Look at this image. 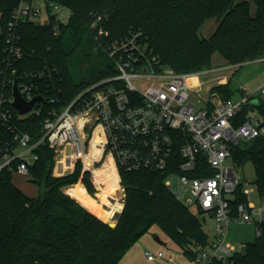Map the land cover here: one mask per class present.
Listing matches in <instances>:
<instances>
[{"label":"trees","instance_id":"trees-1","mask_svg":"<svg viewBox=\"0 0 264 264\" xmlns=\"http://www.w3.org/2000/svg\"><path fill=\"white\" fill-rule=\"evenodd\" d=\"M49 1L70 10L68 21L63 23L57 15H50L46 24L35 20L22 24L18 45L23 57L15 64L18 74L45 72L47 75L38 80V96L45 102L43 113L21 117L14 112L12 121L35 141L41 136L49 109H59L90 85L115 73L106 49L112 41L131 33L141 31L161 61L179 72L210 69L215 54L230 65L264 55V0ZM19 2L0 0L3 30ZM208 19H215L217 26L210 37H204L201 29ZM6 47L5 35H0V69L5 68L1 58ZM12 91V86H8L3 94L9 98ZM215 91L224 98L233 95L229 83L215 87ZM258 106L264 110L263 102ZM1 140L12 142L13 134L0 127ZM99 141L98 135L94 140L95 158ZM36 152L39 159L32 167L31 178L41 186L38 196H29L18 188L10 171L0 172V264H124L125 250L154 225L191 259L196 249L208 244L209 234L199 216L201 212L195 213L177 200L159 174L122 170L125 204L118 203L121 212L110 223L63 190L84 175L85 184L93 191L90 174L82 173L81 162L76 164L73 173L57 176L53 173L54 150L42 144ZM233 157L239 167L248 162L253 164L254 183L264 199V138L234 147ZM58 158L66 170L72 168L65 166L64 155ZM97 169L103 175H113L116 181L110 182L107 178L101 184L103 187L120 186L118 174L111 171L109 161ZM98 179L94 177L96 184ZM242 189L243 185L236 192L234 207L247 200ZM230 262L264 264V227L262 235L247 242L244 250L236 252Z\"/></svg>","mask_w":264,"mask_h":264},{"label":"built area","instance_id":"built-area-1","mask_svg":"<svg viewBox=\"0 0 264 264\" xmlns=\"http://www.w3.org/2000/svg\"><path fill=\"white\" fill-rule=\"evenodd\" d=\"M64 8L49 0H20L6 28L0 25V35H5L7 43L1 58L5 68L0 69V127L13 134L12 142L0 141V172L31 177L39 159L36 149L42 144L54 150L55 161L64 155V164L72 171L81 162L93 173L111 158L119 183L122 170L155 172L177 200L214 221L213 236L209 235L206 246L195 250L194 264H231L238 252L229 241L231 225L252 223L256 237L264 227V201L253 202L255 190L243 181L233 157L234 147L264 138V110L258 106L264 103V84L260 96L242 90L237 101L212 88L208 96L195 94L190 79L212 69L179 72L161 61L141 31L134 32L112 41L106 49L115 73L90 85L70 103L49 109L35 141L12 123L14 112L21 117L39 116L45 102L38 100L29 113L20 114L13 104L14 86L31 101L38 96V80L47 75L17 73L15 64L23 57L19 30L43 12L57 15ZM8 86L13 91L6 98L3 91ZM98 135L99 153L92 159ZM89 158L91 166L87 165ZM241 185L247 200L234 207L232 201ZM123 196L125 201V191ZM145 255L155 264H176L164 251H146Z\"/></svg>","mask_w":264,"mask_h":264},{"label":"rangeland","instance_id":"rangeland-1","mask_svg":"<svg viewBox=\"0 0 264 264\" xmlns=\"http://www.w3.org/2000/svg\"><path fill=\"white\" fill-rule=\"evenodd\" d=\"M252 11L255 12V5L253 3H252ZM70 14H71L70 10L68 8H64L62 9V11L58 12L57 18L61 22L66 23L70 17ZM49 20H50V15L47 12H43L40 16H38L35 19V22L39 24H46L49 22ZM216 24L217 23H215V19H208L201 29L202 35L204 37H210L217 26ZM260 57L262 58L264 57V55H261ZM260 57L255 60H250L241 64L230 65L222 56H220L219 54H215L213 56V66L212 68H210L212 70L206 73H201L191 78L189 82L193 85V90L195 94L201 93L204 96L209 95V91H208L209 88L215 90V87L227 83H229L230 88L233 90L232 98L236 101L242 98L243 96L242 90H244V92L248 94L251 92H256L257 95L260 96L259 88L264 84V59H261ZM213 68L215 69L213 70ZM71 152H72L71 148L67 146L66 153L70 154ZM57 159L59 160V158ZM81 166H82L81 168L83 174L84 173L86 174L87 172L90 174L88 175V177L92 183L93 191H90L88 185L85 184L83 179L84 175H82L76 183L64 186L63 187L64 191L65 188L68 187L70 188L71 186L79 183L84 185L88 194L94 198H97L96 194L100 190L103 192L111 191L116 193L115 189L113 188L114 185L112 187H110L112 184L109 187H105V186L103 187V185H101L107 178H109L110 182H113L112 180L115 181L113 175L110 176L103 175L100 173V171L97 168L94 169L95 175H93L94 172L92 173L89 170H87L83 164ZM73 171L72 169L66 170L64 165H62L60 161H56V165L54 167L53 173L54 175L56 174L58 176L59 175L64 176L73 173ZM239 174L243 179V181L247 183V186L255 190L252 194L253 202L255 204H260V202H263L264 199L259 196L257 187L254 183L256 179V172L253 164L251 162H248L244 166L239 167ZM98 175L102 177L101 179L102 181L98 179L99 178ZM94 177L95 179H98L97 184L94 181ZM31 179L32 178L30 176H26L18 173H13L12 175V181L18 188H20L25 194L35 197L39 195L41 191V186L38 183H34L33 181H31ZM117 180L119 181L118 176H117ZM120 185L122 186L121 183ZM123 189L125 191V188L122 186V195L119 194L117 196L120 197L123 200V203L125 204V201L123 199L124 198ZM102 209L104 211H107L109 210V206L106 204L102 205ZM192 210L193 212H196L194 208ZM120 212L121 211L115 212L116 214L114 213L112 215V219H115ZM199 216L201 219L207 218V223L204 224V227L208 232V234L210 236H213V228H214L213 219L210 216L204 214H200ZM157 237H159L161 241L164 242L165 244L160 243L157 240ZM255 238H256V228L255 225L252 223L235 222L230 227L229 241L233 245H235L237 251L240 252L243 251L245 248V244L247 242L254 241ZM146 251H152L154 254H157L159 251H164L166 256L173 257L176 264H194L191 258H189L183 252L181 247L175 244L173 241H171V239L157 225H154L149 232L145 233L135 243H133L130 247H128L125 250L122 257V262L124 264H155L147 260L145 255Z\"/></svg>","mask_w":264,"mask_h":264},{"label":"crops","instance_id":"crops-1","mask_svg":"<svg viewBox=\"0 0 264 264\" xmlns=\"http://www.w3.org/2000/svg\"><path fill=\"white\" fill-rule=\"evenodd\" d=\"M215 23H217L216 20H215ZM94 169H93V172H94ZM113 173L115 174V172ZM65 191L70 196H72L73 198L78 200L80 203H82L85 207L90 209L92 212H94L95 214L103 218L104 220L109 221L110 223H113L115 221V219H112V215L115 213V211L116 212L121 211V208L118 209L117 205L118 203L123 202V200H120V197L117 196L119 194H116L114 192L108 191L107 193H102V191L100 190L96 194L97 198H94L88 194L84 185L79 184V183L71 186L70 188L69 187L65 188ZM123 193H124V189H123ZM105 204L109 206V210L107 211H104L102 209V205H105Z\"/></svg>","mask_w":264,"mask_h":264},{"label":"water","instance_id":"water-1","mask_svg":"<svg viewBox=\"0 0 264 264\" xmlns=\"http://www.w3.org/2000/svg\"><path fill=\"white\" fill-rule=\"evenodd\" d=\"M14 96H15V100H14L13 104L18 109L19 113L22 114V115L29 113L33 109L34 104L36 103V101L41 100V98H42L41 96H36L31 101H26L20 95V92H19V90L17 88V85L14 86ZM31 181H33L34 183H37V180L31 179ZM203 222L206 223V219L205 218H203ZM157 240L160 243L165 244L164 242L161 241V239L159 237H157Z\"/></svg>","mask_w":264,"mask_h":264},{"label":"bare ground","instance_id":"bare-ground-1","mask_svg":"<svg viewBox=\"0 0 264 264\" xmlns=\"http://www.w3.org/2000/svg\"><path fill=\"white\" fill-rule=\"evenodd\" d=\"M94 150H95V144H93L92 149H91V154L90 157L93 159L94 158ZM92 160H90V158L87 160V163L92 164L91 162ZM107 161H109V167L111 169L112 172H116L114 164H113V160L111 158L107 159ZM105 164V163H104ZM103 166V165H102ZM119 182V181H118ZM113 185H111L110 187H112ZM113 188L115 189L117 194L121 195V187L119 185H114Z\"/></svg>","mask_w":264,"mask_h":264}]
</instances>
